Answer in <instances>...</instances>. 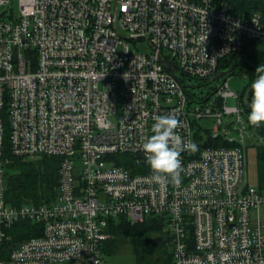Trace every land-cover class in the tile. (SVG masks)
<instances>
[{"label": "built area", "instance_id": "built-area-1", "mask_svg": "<svg viewBox=\"0 0 264 264\" xmlns=\"http://www.w3.org/2000/svg\"><path fill=\"white\" fill-rule=\"evenodd\" d=\"M12 1L0 0V264H106L111 223L152 217L166 223L173 264H264V187L247 174L264 124L248 122L228 77L204 98L184 82L206 86L264 40L263 16L229 0H18L7 17ZM139 39L151 54L131 46ZM169 113L199 149L181 152L179 186L152 181L142 148ZM9 151L59 158L56 197L8 202ZM28 223L38 232L17 241Z\"/></svg>", "mask_w": 264, "mask_h": 264}, {"label": "trees", "instance_id": "trees-1", "mask_svg": "<svg viewBox=\"0 0 264 264\" xmlns=\"http://www.w3.org/2000/svg\"><path fill=\"white\" fill-rule=\"evenodd\" d=\"M233 11L236 14L246 17L261 14L264 18V0H229ZM261 45V46H260ZM242 55L246 56L248 61L236 59V67L239 64L248 65V74L252 81L256 78V69L262 66L264 59V40H250ZM238 55L227 58L222 64L223 69L231 67L234 58ZM236 69V68H235ZM243 92L244 98L251 88ZM252 100V92L250 94ZM248 112L251 109H248ZM264 133V128L262 130ZM8 156L11 162L7 167L6 179V198L8 202L21 205L28 202H42L51 200L58 194L60 185V159L50 156H33L28 158L14 157L9 151ZM261 160H264V153H260ZM264 169V161H263ZM264 187V186H260ZM166 227L163 219L156 217L148 218L145 222L132 224L124 218L111 223L112 239L108 240L104 246V255L114 254L120 246L119 236L129 239L132 250L134 251L138 264H173V254L169 238L155 235ZM33 225L30 223L20 227L16 240L20 241L36 234ZM5 254H0L4 257ZM154 260L153 258L156 256Z\"/></svg>", "mask_w": 264, "mask_h": 264}, {"label": "clouds", "instance_id": "clouds-1", "mask_svg": "<svg viewBox=\"0 0 264 264\" xmlns=\"http://www.w3.org/2000/svg\"><path fill=\"white\" fill-rule=\"evenodd\" d=\"M257 76L251 83L252 100L248 122L254 127L264 124V66H258ZM152 135L142 145L146 160L151 170L154 183L167 186H179L181 183L182 151L196 152L198 146L187 143L177 134L181 122L175 113L154 117Z\"/></svg>", "mask_w": 264, "mask_h": 264}, {"label": "rangeland", "instance_id": "rangeland-1", "mask_svg": "<svg viewBox=\"0 0 264 264\" xmlns=\"http://www.w3.org/2000/svg\"><path fill=\"white\" fill-rule=\"evenodd\" d=\"M12 12L18 14V0H16L13 8L7 13V17H10ZM130 44L133 48H137L142 53L151 54L153 52L152 45L145 39L131 40ZM228 58L232 59L231 56ZM262 66H264V59L262 61ZM248 70V65L244 66L242 64H239V66L236 67V69L229 76H227L229 86L238 92H244L248 90L251 83V78L249 77ZM176 72L178 73V75H180V72ZM184 82L189 86V93L197 98L208 97L215 91L216 87L219 84V81H215L209 85L203 86L200 85V81L194 79H184ZM235 103L236 101L232 98L228 100L229 105H234ZM202 123L208 127H213L215 125V121L213 119H203ZM262 152L264 153V143H260L257 145L255 143L254 146H249L248 148L247 174L251 186H264V169L262 167L264 160H261L260 156V153ZM121 157L130 158L131 156L126 155ZM155 235H161L169 238L165 229L159 233H156ZM117 239L120 243V246L114 254L106 255V264H138L137 257L132 250V245L129 239L124 236H119ZM157 256L158 255H156L153 259L155 260Z\"/></svg>", "mask_w": 264, "mask_h": 264}, {"label": "water", "instance_id": "water-1", "mask_svg": "<svg viewBox=\"0 0 264 264\" xmlns=\"http://www.w3.org/2000/svg\"><path fill=\"white\" fill-rule=\"evenodd\" d=\"M14 3V0L12 1V3L10 4V6L5 10L7 11ZM160 56V61L161 63L164 65V67L169 71L171 72L172 71V68L176 65V63L173 61V60H168V59H165L163 57V55H159ZM239 58V59H243L245 61H248L249 60L247 59L246 56L244 55H238L236 58H234L233 60V63L231 65L230 68L226 69V70H220L215 76L212 77V79L208 82V83H205L204 85H208L212 82H215V81H221L223 78H226L227 76H229L236 68V59ZM252 90L250 88L249 92L247 93V96L245 98V105L250 109V94H251Z\"/></svg>", "mask_w": 264, "mask_h": 264}]
</instances>
